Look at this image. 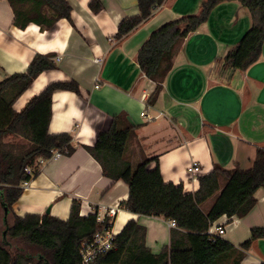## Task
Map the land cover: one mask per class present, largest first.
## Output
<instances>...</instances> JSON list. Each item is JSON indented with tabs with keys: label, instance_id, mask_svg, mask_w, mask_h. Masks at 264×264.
<instances>
[{
	"label": "crops",
	"instance_id": "obj_1",
	"mask_svg": "<svg viewBox=\"0 0 264 264\" xmlns=\"http://www.w3.org/2000/svg\"><path fill=\"white\" fill-rule=\"evenodd\" d=\"M67 1L72 7L71 21L63 19L47 29L35 23L16 26L14 10L7 0H0V83L25 73L37 55L51 56L57 65L34 81L14 110L22 112L53 83L76 82L81 92L54 93L49 126L50 135L72 137L74 153L38 168V176L23 186L14 212L18 217L43 216L50 209L49 215L67 221L74 201L81 204V217L103 216L121 205L124 210L117 218L116 233L130 220H137L147 230V247L159 254L170 245L174 229L170 222L128 212L124 204L129 186L105 177L87 148L121 116L136 128V139L126 147V159L136 167L143 159L157 158L164 182L183 185L187 194L196 193L200 178L216 165L227 170L251 169L257 150L264 148V45L259 61L247 70L217 72L220 59L252 26L249 11L240 3L219 5L184 41L156 104L151 105L156 84L140 69V49L164 25L198 14L205 0H166L121 40L116 39L119 27L139 15L138 0H97L103 4L99 13L90 8L95 0ZM143 112L156 120L149 122L141 116ZM194 164L202 174L190 178L188 169ZM255 197L257 204L246 217H222L213 225L226 228L223 238L236 247L251 239L252 229L264 228V189ZM2 218L0 207V224ZM242 264H264V239L253 242Z\"/></svg>",
	"mask_w": 264,
	"mask_h": 264
},
{
	"label": "trees",
	"instance_id": "obj_2",
	"mask_svg": "<svg viewBox=\"0 0 264 264\" xmlns=\"http://www.w3.org/2000/svg\"><path fill=\"white\" fill-rule=\"evenodd\" d=\"M7 1L14 10L15 25L20 28L35 23L51 29L60 20L71 21L72 7L67 0ZM165 1L138 0L139 15L120 25L116 39L131 34ZM230 2H238L249 11L252 26L220 59L216 71L223 75L245 71L259 61L264 45V0H205L198 14L164 25L140 49V69L156 84L149 104H156L184 41L208 21L216 7ZM90 8L99 13L103 4L95 0ZM56 69L51 56L37 55L25 73L0 83V264H82V244L103 226L97 214L81 217L77 201L67 221L47 214L18 217L14 212L24 184L40 172L38 159H48L56 151L65 156L74 153L72 137L50 135L49 126L54 93L80 95L76 82L53 83L22 112L14 110L15 103L41 74ZM135 130L126 117H117L87 151L101 165L105 177L129 186V198L124 204L128 212L172 221L176 228L171 230L169 247L154 254L146 244V228L130 220L117 234L115 248L95 264H242L253 242L264 239V228L252 229L251 239L238 247L209 231L222 217L242 219L256 206V192L264 189V148L257 150L251 169L227 170L216 165L209 175L200 178L199 190L187 194L183 185L164 182L157 158L143 159L136 167L126 159L127 144L136 139ZM153 164L156 166L151 169ZM28 167H34L33 176L27 175Z\"/></svg>",
	"mask_w": 264,
	"mask_h": 264
},
{
	"label": "built area",
	"instance_id": "obj_3",
	"mask_svg": "<svg viewBox=\"0 0 264 264\" xmlns=\"http://www.w3.org/2000/svg\"><path fill=\"white\" fill-rule=\"evenodd\" d=\"M97 64H101V59H96L95 61ZM97 89L100 86L96 87ZM142 117H147L145 112L141 114ZM156 118L149 117L148 121H154ZM63 156L61 152H53L52 156L48 159L40 158L36 161V165L38 168L45 165V163L49 160H58ZM26 173L29 176H33L35 173L34 167H28L26 169ZM202 174V169L194 164L192 167L188 169V176L193 178ZM29 183H25L24 186L28 185ZM126 209V208H125ZM124 208L120 206H116L110 208L106 211L105 215L101 216L98 215V222L102 223V228L95 233V235L88 241L82 244L81 248V260L82 264H95L98 259L109 252H111L115 248V241H116V222L118 216L123 212ZM170 227L176 228L175 222H170ZM210 235H217L224 237L226 234V228L222 226L215 225L213 229L209 231Z\"/></svg>",
	"mask_w": 264,
	"mask_h": 264
},
{
	"label": "water",
	"instance_id": "obj_4",
	"mask_svg": "<svg viewBox=\"0 0 264 264\" xmlns=\"http://www.w3.org/2000/svg\"><path fill=\"white\" fill-rule=\"evenodd\" d=\"M46 214H47V215H49V214H50V209H48V210H47Z\"/></svg>",
	"mask_w": 264,
	"mask_h": 264
}]
</instances>
